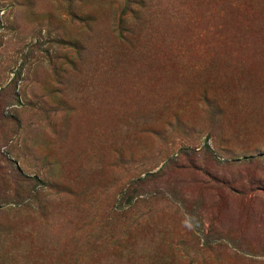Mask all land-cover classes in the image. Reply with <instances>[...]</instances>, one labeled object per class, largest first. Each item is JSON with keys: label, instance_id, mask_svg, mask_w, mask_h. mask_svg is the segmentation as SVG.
Wrapping results in <instances>:
<instances>
[{"label": "rangeland", "instance_id": "obj_1", "mask_svg": "<svg viewBox=\"0 0 264 264\" xmlns=\"http://www.w3.org/2000/svg\"><path fill=\"white\" fill-rule=\"evenodd\" d=\"M0 264H264V0H0Z\"/></svg>", "mask_w": 264, "mask_h": 264}]
</instances>
